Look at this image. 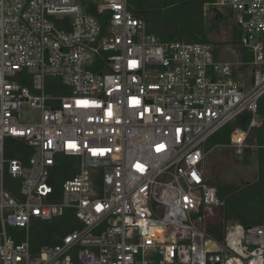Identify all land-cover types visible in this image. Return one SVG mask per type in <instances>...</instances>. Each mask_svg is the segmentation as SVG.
<instances>
[{
    "label": "built area",
    "instance_id": "2783aa9c",
    "mask_svg": "<svg viewBox=\"0 0 264 264\" xmlns=\"http://www.w3.org/2000/svg\"><path fill=\"white\" fill-rule=\"evenodd\" d=\"M223 7L242 35L219 50L161 41L128 0H0V264H264V221L214 231L208 142L264 124V0Z\"/></svg>",
    "mask_w": 264,
    "mask_h": 264
},
{
    "label": "trees",
    "instance_id": "16d2710c",
    "mask_svg": "<svg viewBox=\"0 0 264 264\" xmlns=\"http://www.w3.org/2000/svg\"><path fill=\"white\" fill-rule=\"evenodd\" d=\"M218 0H128L129 8L146 24V30L155 34L163 42L183 41L189 43L207 42V27L204 6L207 3H215ZM97 16V14L92 10ZM221 12V11H220ZM222 13V12H221ZM102 22L104 20L100 18ZM105 23V22H104ZM242 32L234 24L232 31V42L238 43ZM244 60L251 58L250 52L243 49ZM48 82H60L56 78H48ZM259 112L264 118V97L260 100ZM246 121L240 126L247 128L249 116L245 114ZM235 129L232 123L226 125L215 134L208 142L209 145L228 144L231 133ZM258 144H264V124L261 128L254 129ZM12 157H20L19 152L11 151ZM25 159V158H24ZM71 162L68 157L60 156L57 168H66ZM67 171L64 177L72 175ZM62 178L59 179L60 185ZM219 196L225 201L219 210L222 219L214 225V231L218 236L223 235L224 224L229 221L239 222L246 226L260 224L264 221V148L258 149V179L242 188H236L232 184H221L218 186ZM66 225L59 222L44 225L36 238L42 244H56L59 235L68 231ZM213 230V228H212Z\"/></svg>",
    "mask_w": 264,
    "mask_h": 264
},
{
    "label": "rangeland",
    "instance_id": "374dc122",
    "mask_svg": "<svg viewBox=\"0 0 264 264\" xmlns=\"http://www.w3.org/2000/svg\"><path fill=\"white\" fill-rule=\"evenodd\" d=\"M207 14H205L207 40L217 46L219 50H225L227 46L235 45L236 43L232 42L234 23L228 10L222 8V22L216 19L213 10L207 12ZM246 120L247 118L243 116L233 122L232 125L236 129L241 127L240 123ZM254 131L252 130L249 133L242 146L209 145L212 151L207 159V175L212 184L217 187L221 184H232L236 188H242L258 179L259 148Z\"/></svg>",
    "mask_w": 264,
    "mask_h": 264
},
{
    "label": "water",
    "instance_id": "95a60500",
    "mask_svg": "<svg viewBox=\"0 0 264 264\" xmlns=\"http://www.w3.org/2000/svg\"><path fill=\"white\" fill-rule=\"evenodd\" d=\"M214 12H215V15H216V19L218 21L222 22L223 21V15L221 14V12L218 9H215ZM92 161L93 160H90V159L88 160V162H92Z\"/></svg>",
    "mask_w": 264,
    "mask_h": 264
},
{
    "label": "snow or ice",
    "instance_id": "6c2138e0",
    "mask_svg": "<svg viewBox=\"0 0 264 264\" xmlns=\"http://www.w3.org/2000/svg\"><path fill=\"white\" fill-rule=\"evenodd\" d=\"M81 104H83V105H85V106H87V104H88V102L87 101H81L80 102ZM135 103H139V101H135ZM70 147H74V145H69ZM93 151H95V150H93ZM101 154H102V151H101ZM141 170H143V169H141Z\"/></svg>",
    "mask_w": 264,
    "mask_h": 264
},
{
    "label": "crops",
    "instance_id": "0c3cea01",
    "mask_svg": "<svg viewBox=\"0 0 264 264\" xmlns=\"http://www.w3.org/2000/svg\"><path fill=\"white\" fill-rule=\"evenodd\" d=\"M222 14V13H221Z\"/></svg>",
    "mask_w": 264,
    "mask_h": 264
}]
</instances>
